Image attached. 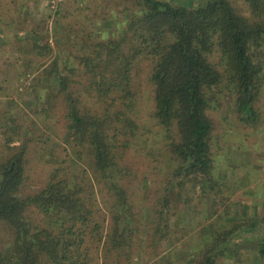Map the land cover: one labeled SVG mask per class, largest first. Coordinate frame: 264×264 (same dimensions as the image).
Listing matches in <instances>:
<instances>
[{"label": "trees", "instance_id": "1", "mask_svg": "<svg viewBox=\"0 0 264 264\" xmlns=\"http://www.w3.org/2000/svg\"><path fill=\"white\" fill-rule=\"evenodd\" d=\"M123 10L125 21L108 38L78 31L71 39L66 27L55 43L70 49H53L31 31L4 63L0 82L32 75L25 88L36 94L31 112L47 119L59 109L63 131L52 130L58 142L49 149L36 147L51 171L44 186L25 194L30 144L39 141L29 125L0 118L12 151L0 163V236L7 238L0 237V264H179L160 246L193 232L198 254L186 264H264V212L230 215L233 194L218 172L229 160L220 163L213 150L224 100L243 127L259 123L264 0H125ZM147 106L146 118L167 142L169 168L156 181L154 203L139 210L126 181L135 176L129 156L148 146ZM181 206L189 227L172 224ZM248 237L255 259L233 249Z\"/></svg>", "mask_w": 264, "mask_h": 264}, {"label": "rangeland", "instance_id": "2", "mask_svg": "<svg viewBox=\"0 0 264 264\" xmlns=\"http://www.w3.org/2000/svg\"><path fill=\"white\" fill-rule=\"evenodd\" d=\"M124 5L125 0H0V80L4 79L3 74L6 70L4 63L12 61L17 53L15 48L17 41L28 43L27 36L32 35L31 31L48 38L53 49L55 47L68 50L70 47L55 43L56 38L61 39V35L65 34L66 27L72 28L71 39L75 38L74 32L78 31H81L80 36H90L92 41L108 38L119 29L116 21H125L128 15L123 10ZM65 41L64 39L63 43ZM51 58L48 57L42 63H49ZM22 71H25L22 66L17 67V72ZM31 78L32 75L11 76L9 86L0 82L3 87L0 90V118L7 123L16 120L23 126L29 125L32 128L33 139L39 141L30 144L31 158L28 156L25 194L34 193L44 186L51 171L49 165L34 156L36 147L43 146L42 148L49 149V146L58 142L51 135L52 130L58 134L63 131V112L59 109L51 113L53 118L47 119L42 112L36 116L31 112L36 96L35 93L25 90ZM44 96V91L38 94L39 99ZM225 101L222 111L218 112L217 116L218 126L215 134L217 141L213 150L214 153H218L217 159L221 160L220 163L223 159L229 160L228 165L224 163L219 165L218 172L223 173V183L230 192L227 195L233 194L229 202L230 215L243 218L264 212V92L256 105L261 116L255 128L243 127L233 111L231 112V104ZM148 109L149 106L144 109L145 116L143 115L145 122L151 127L145 138L148 146L142 152V156L137 153L129 156L128 164L135 176L126 181L131 184L128 192L132 194V200L139 210L150 207L151 202L154 203L158 195L156 181L164 178L169 168L166 156L167 142L164 140L163 132L152 127L151 121L146 118ZM41 140H47L48 146H44L45 143H41ZM17 145H19L17 140L10 143L11 147ZM10 149L7 147L5 134L0 129V163L10 155L12 152ZM255 201L259 202L260 208L254 206ZM100 207L104 210L107 205L101 203ZM182 209V206L173 208L172 224L189 227L192 219L183 215ZM194 233L184 238L178 233L171 236V239L163 241L160 246L161 254L166 257L172 256V260L179 261V264H186L185 260L190 254H198V251L192 249L196 239ZM258 233H264V224ZM0 237L3 242L7 239L4 238L6 237L4 233ZM7 247L9 251L12 250L10 244ZM233 249L240 250L243 259L254 258L251 251L256 249L255 239L248 237L247 240L236 243ZM249 251L250 254L246 253ZM225 264H231L230 260H226Z\"/></svg>", "mask_w": 264, "mask_h": 264}]
</instances>
